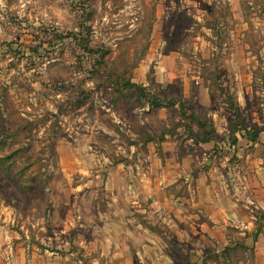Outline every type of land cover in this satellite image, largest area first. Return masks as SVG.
<instances>
[{
    "label": "rangeland",
    "instance_id": "obj_1",
    "mask_svg": "<svg viewBox=\"0 0 264 264\" xmlns=\"http://www.w3.org/2000/svg\"><path fill=\"white\" fill-rule=\"evenodd\" d=\"M0 264H264V0H0Z\"/></svg>",
    "mask_w": 264,
    "mask_h": 264
},
{
    "label": "crops",
    "instance_id": "obj_2",
    "mask_svg": "<svg viewBox=\"0 0 264 264\" xmlns=\"http://www.w3.org/2000/svg\"><path fill=\"white\" fill-rule=\"evenodd\" d=\"M214 199H211L210 202H213ZM236 205V204H235ZM237 206V205H236ZM210 217V216H209ZM223 221L225 222V224H223V226L220 227H216V226H211L208 227L206 229H203L201 231H199V234H201V237H215L217 236V232L221 235L225 234L224 231L227 228V224H228V219L229 218H233L236 222L237 219H235V216L233 215V213H229V212H225L224 213V217H223ZM255 250H257V248H255ZM256 252V251H255Z\"/></svg>",
    "mask_w": 264,
    "mask_h": 264
},
{
    "label": "trees",
    "instance_id": "obj_3",
    "mask_svg": "<svg viewBox=\"0 0 264 264\" xmlns=\"http://www.w3.org/2000/svg\"><path fill=\"white\" fill-rule=\"evenodd\" d=\"M157 106H161V104L160 103H157Z\"/></svg>",
    "mask_w": 264,
    "mask_h": 264
}]
</instances>
